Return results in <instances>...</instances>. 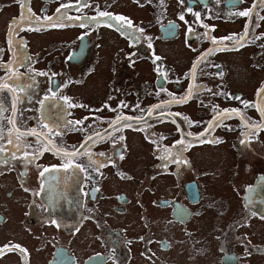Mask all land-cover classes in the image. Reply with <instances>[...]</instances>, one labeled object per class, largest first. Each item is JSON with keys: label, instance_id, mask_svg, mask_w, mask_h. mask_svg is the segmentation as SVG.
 Segmentation results:
<instances>
[{"label": "flooded vegetation", "instance_id": "1", "mask_svg": "<svg viewBox=\"0 0 264 264\" xmlns=\"http://www.w3.org/2000/svg\"><path fill=\"white\" fill-rule=\"evenodd\" d=\"M0 17V82L19 97L0 92V264H264V130L245 124L264 123V0H0ZM58 34L42 64L37 40ZM212 38L220 48L194 68ZM101 64L98 96L77 95ZM14 100L16 129L59 131L69 152L92 135L80 152L93 162L65 170L43 135L24 137L31 147L13 159ZM221 112L232 115L209 127ZM118 116L131 127L116 130Z\"/></svg>", "mask_w": 264, "mask_h": 264}, {"label": "snow or ice", "instance_id": "2", "mask_svg": "<svg viewBox=\"0 0 264 264\" xmlns=\"http://www.w3.org/2000/svg\"><path fill=\"white\" fill-rule=\"evenodd\" d=\"M161 6H163V0H161ZM59 11V9L57 10ZM197 15V19H199V15ZM236 15L238 16H241V17H247L250 15V11H242V12H238L236 13ZM99 17L103 18V17H108L109 19H114L116 20L117 22H123L120 24L121 27H128V28H132V23L130 20H127L125 17H122V16H116V17H113L110 13L108 12H99ZM47 20H50L51 17H47L46 18ZM93 20L96 19V17H93L92 18ZM180 19L183 20V16L180 17ZM55 26V25H54ZM83 26V25H82ZM206 27V26H205ZM38 30V29H36ZM205 35H207V33H205ZM81 39H83L81 37ZM222 39H228V40H233L235 45L239 46L241 41L240 40H236L235 36H229V37H226V38H222ZM241 39H244V37H242ZM213 44H216L217 47L216 48H212V49H209L205 54H203V56H201L200 60L197 61V63L194 65V68L197 67L201 62H203L208 56L214 54L219 48H220V45L217 43V40L215 38H212V41H211ZM157 60L160 59V57H156ZM219 67V66H217ZM5 70L6 72L9 73L8 75V79H13V80H19L20 77L19 75H14L13 74V70L11 68V66H5ZM38 75H45V73H38ZM33 87V85L31 83H27L26 85L20 87V91H24L25 88H31ZM5 90H8L10 93H12L15 97L16 100L19 99V97L16 95L17 94V87H14L12 85H9L7 83V81H3V82H0V92H3ZM209 91H211L209 89ZM190 95H191V92H190ZM258 96L261 97L262 100H264V88L258 90V93H257ZM45 99H48L47 97H45ZM187 99V98H185ZM233 99H238L236 97H233ZM64 102L65 104L68 106V107H76L77 105L75 104H72L67 97L64 98ZM183 101L181 100H173V101H170L169 104L171 103H182ZM41 104L44 103V101H41L40 102ZM122 107H127V105H122ZM157 107H160V106H157ZM245 107H249V105L247 103H245ZM15 108H16V103H15V100L13 102V105H12V109H13V117H9L7 118L8 120V123L12 125V129L9 130V139L7 140V144L9 145H12L14 148H15V151L12 153V158L13 159H19L21 157H18L16 155L17 152H19L21 150V147H31L30 144H26L24 141H23V138L28 136V135H34L37 137V141L36 143L37 144H41V141H40V136L43 135L45 137V139L47 140V143L46 144H41V148L43 150H52L54 151L57 155H60L62 159H65L66 160V163L64 165V168L65 170H67L68 168L70 167H74V168H79L80 171H85V168L79 164H73V160L80 157V156H84V155H87L88 156V160H89V163H92V155L91 153L88 151V150H85L84 153H81L80 152V148H83L84 147V144H87L89 140H92L93 143H95L96 141L93 139V136L92 135H89L87 137V139L79 146V148H75L73 151L69 152L67 149L65 148H62V147H58L55 143H54V139L52 138L53 136H58V135H61L62 133H60L59 131H55L53 133V130L49 129V132L48 133H37L35 129L31 130L30 132H20L18 129H16V121L14 119V116H15ZM4 111H7V109H5L3 107L2 104H0V113H3ZM236 110H232V112L234 113ZM257 111H259L261 113V116H262V119H264V107H257ZM151 114V112L149 113ZM237 115H240L239 113H236ZM232 115V113H227V112H221V113H218V118L215 120V124L214 125H211L209 127H212V126H219L220 124V119L219 117H223V118H229L230 116ZM0 119H4L2 116H0ZM134 119L133 117H124V116H118L117 119L115 121H112L111 124L114 128H116V130H121L123 127H131V124H128L126 123V121L128 120H132ZM136 119H139V118H136ZM69 123H73V122H69ZM82 122L81 121H76L73 123V127H75L76 125H80ZM245 124L246 126H249L250 127V130H256V129H259V130H264V123L262 124H254V125H247V121H245ZM119 126V127H117ZM42 127L44 128H47V124H42ZM15 130V133H16V139L18 141H21V143H14L13 140L11 139V135H12V131ZM77 130H83V129H77ZM107 131V130H105ZM97 136H99L101 139H104V137L102 136V134L100 133H96ZM204 140H202L201 142H204V143H207L209 142L207 140V133H204ZM5 137H4V128L2 125H0V140H3ZM120 140H123V137L121 136L119 138ZM194 139L196 140H200V137L197 136L195 137ZM212 142H215V143H219L220 141H212ZM247 141H242V143H246ZM179 145H185V141L183 139H181L180 141L177 142ZM49 145L51 147H49ZM186 146V145H185ZM41 148H37L35 149L34 151L36 152L37 155L41 154ZM0 153H6V147L4 145H0ZM30 154L28 152H24L23 154V158H24V162L25 164L27 163H30L32 161H29L27 159V157L29 156ZM100 155H103V153H100ZM170 155H172L171 153H168L166 156L164 157H161V159H167ZM35 156H33V161L35 160ZM121 158H123L121 156ZM170 162H173V163H177V164H182V163H186L185 161H183L181 159V157L179 156V154H176V159L175 160H171ZM98 170V169H97ZM50 169L48 168H45L43 170V172L40 173V175L43 177L44 174L46 172H49ZM5 248H7L8 250L10 251H15L17 248H19L18 245H5ZM3 249H0V252H2ZM21 252H24L25 250L24 249H20Z\"/></svg>", "mask_w": 264, "mask_h": 264}, {"label": "rangeland", "instance_id": "3", "mask_svg": "<svg viewBox=\"0 0 264 264\" xmlns=\"http://www.w3.org/2000/svg\"><path fill=\"white\" fill-rule=\"evenodd\" d=\"M2 21H3V17H0V25H1ZM58 36H60V35L59 34L53 35L51 38L46 36L45 38H48V39L43 40L44 38H42L41 40L40 39L37 40V42L39 44V48H38L39 53L46 52L45 46H48L47 43H49L50 40L56 42V41L62 39L61 37H58ZM105 44H106V47L109 48V43L107 41H105ZM105 51L108 53V50H105ZM37 55H39V54H37ZM55 58H56V56L54 57V59ZM54 59H53V61H54ZM51 61L52 60L48 57L47 53H42V61H41L42 64H47ZM63 64H64V60L63 61L61 60V65H63ZM104 71H105V67L102 68V64H101L100 70L97 72V74L92 76L87 81L86 85L81 86L82 88L75 89L76 94L82 96L83 98H88V97L90 98L92 96L97 97L98 96V90L102 89V87L105 86V84L102 83V80L104 77ZM227 152H229V150ZM228 167H230V164H228L226 166V168H228ZM227 171H228V169H227ZM220 183L224 185L223 180ZM204 232H206V230H204Z\"/></svg>", "mask_w": 264, "mask_h": 264}, {"label": "water", "instance_id": "4", "mask_svg": "<svg viewBox=\"0 0 264 264\" xmlns=\"http://www.w3.org/2000/svg\"><path fill=\"white\" fill-rule=\"evenodd\" d=\"M127 122V121H126ZM128 123H130V122H128Z\"/></svg>", "mask_w": 264, "mask_h": 264}]
</instances>
